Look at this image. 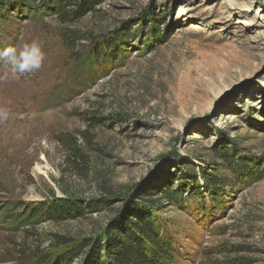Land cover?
Here are the masks:
<instances>
[{
	"label": "rangeland",
	"instance_id": "1",
	"mask_svg": "<svg viewBox=\"0 0 264 264\" xmlns=\"http://www.w3.org/2000/svg\"><path fill=\"white\" fill-rule=\"evenodd\" d=\"M2 1L45 60L0 80V264H112L143 217L163 264H264V0Z\"/></svg>",
	"mask_w": 264,
	"mask_h": 264
},
{
	"label": "trees",
	"instance_id": "2",
	"mask_svg": "<svg viewBox=\"0 0 264 264\" xmlns=\"http://www.w3.org/2000/svg\"><path fill=\"white\" fill-rule=\"evenodd\" d=\"M0 4L4 5L2 0ZM168 190L169 188L164 190L165 194L171 196L173 192ZM70 206L72 204L68 202H53L44 209L38 208V210H42L40 218L44 216L49 218L67 217L71 211ZM35 210L37 211V208H32L28 212L30 218L35 216ZM118 229L107 239V256L111 258L112 264H163L162 260L164 263L168 262L167 260L171 261L172 254L168 250L169 244L162 238L160 226L155 225L153 220L147 217L125 220ZM79 247L80 245L73 246L65 253L64 258L73 257ZM48 258V254L42 255L34 261L35 264H42ZM61 262L64 264L65 260L62 259Z\"/></svg>",
	"mask_w": 264,
	"mask_h": 264
},
{
	"label": "clouds",
	"instance_id": "3",
	"mask_svg": "<svg viewBox=\"0 0 264 264\" xmlns=\"http://www.w3.org/2000/svg\"><path fill=\"white\" fill-rule=\"evenodd\" d=\"M45 60V53L40 42L33 40L19 46H8L0 52V62L5 67L0 80H6L9 75H24L40 70ZM9 110L0 107V121L7 120Z\"/></svg>",
	"mask_w": 264,
	"mask_h": 264
}]
</instances>
